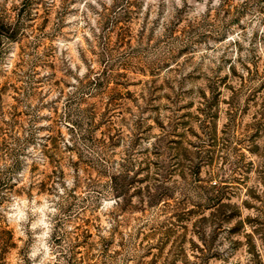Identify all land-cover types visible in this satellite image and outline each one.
Masks as SVG:
<instances>
[{"label":"rangeland","instance_id":"obj_1","mask_svg":"<svg viewBox=\"0 0 264 264\" xmlns=\"http://www.w3.org/2000/svg\"><path fill=\"white\" fill-rule=\"evenodd\" d=\"M118 1L115 27V0H32L0 64V120L36 132L0 203L18 244L4 264H68L54 233L84 219L92 264L112 235L114 264H264V0ZM80 136L106 142L121 211L94 196L108 177ZM65 188L91 191L88 209Z\"/></svg>","mask_w":264,"mask_h":264},{"label":"trees","instance_id":"obj_2","mask_svg":"<svg viewBox=\"0 0 264 264\" xmlns=\"http://www.w3.org/2000/svg\"><path fill=\"white\" fill-rule=\"evenodd\" d=\"M33 2L32 0H23L20 8L16 11L15 16H9L4 12L0 14V64L5 57L6 52L9 49V44L11 42L16 41L20 35L24 32V23L25 20L29 17L28 12L32 10ZM128 7L123 2L115 0L112 13H113V23L115 27L118 23L122 22V17L124 13H128ZM125 13V14H126ZM102 73L100 74H92L87 76L85 79L79 80L76 85V90L78 93L80 92L82 98L93 96L95 90L100 89L102 85ZM1 114V113H0ZM2 115V114H1ZM36 132L31 130L28 136H25L22 139V136L15 131L13 121L0 120V203H2L10 191L14 188V186L18 182L17 174L20 168V164L22 160L20 159L21 155V146L24 144L31 143L32 140L35 139ZM84 138V137H83ZM81 136L79 137L82 141V144L86 147V150L96 154V160L100 167L105 168L106 176L108 180L104 183L102 190H94L96 195H94L98 200L102 201L103 198L114 196L117 199L115 200L117 211H121L120 198L124 197L127 193V184H119L117 179L119 177L118 173H120L119 169H116V172H113L111 169L113 166L108 164V160L104 157V151L97 149L99 145L103 146L106 142L95 140H88L86 138L83 139ZM88 141V142H87ZM47 142V141H46ZM43 144V149L48 146V142ZM43 150V151H44ZM4 162H1V161ZM91 191H87L84 196L81 197V202H76L80 197L76 194L74 190L68 191L65 188V195L69 198H73V202L71 203V207H81L82 211L88 209L85 201L91 197ZM82 203V206H80ZM103 207V204L101 205ZM115 212V210H111L110 215V223L112 225V229L115 228L116 225L120 223L118 216L119 213ZM79 214L81 212H78ZM78 216V215H76ZM85 224H78L75 226L74 234H70L65 232L62 234L54 233V238L57 240L61 246L62 242L67 239L66 245L63 249L65 252V256L67 257L68 264H92L90 261L92 258L90 257L88 249V241L87 237L91 236L89 233V220L84 219ZM70 237V238H68ZM103 241L102 248L99 250L100 262L107 264V260L111 261L110 264L113 263L114 255L108 253V249L110 245L113 243V235L110 240ZM18 247L15 234L12 229H10L6 224H0V264H4L6 262L7 255L15 248ZM81 247H85L84 250ZM117 253V252H116ZM23 254V253H21Z\"/></svg>","mask_w":264,"mask_h":264}]
</instances>
